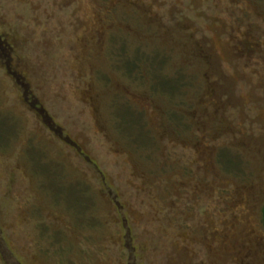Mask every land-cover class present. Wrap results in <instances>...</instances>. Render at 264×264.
Segmentation results:
<instances>
[{
	"label": "rangeland",
	"instance_id": "rangeland-1",
	"mask_svg": "<svg viewBox=\"0 0 264 264\" xmlns=\"http://www.w3.org/2000/svg\"><path fill=\"white\" fill-rule=\"evenodd\" d=\"M263 204L264 0H0V264H264Z\"/></svg>",
	"mask_w": 264,
	"mask_h": 264
},
{
	"label": "water",
	"instance_id": "water-1",
	"mask_svg": "<svg viewBox=\"0 0 264 264\" xmlns=\"http://www.w3.org/2000/svg\"><path fill=\"white\" fill-rule=\"evenodd\" d=\"M261 217H262V222L264 224V204L261 207Z\"/></svg>",
	"mask_w": 264,
	"mask_h": 264
},
{
	"label": "trees",
	"instance_id": "trees-1",
	"mask_svg": "<svg viewBox=\"0 0 264 264\" xmlns=\"http://www.w3.org/2000/svg\"><path fill=\"white\" fill-rule=\"evenodd\" d=\"M224 161V160H223ZM230 161L229 160H227V162H225V164H224V166H225V168H230L231 167V165H230ZM256 206V205H255Z\"/></svg>",
	"mask_w": 264,
	"mask_h": 264
}]
</instances>
